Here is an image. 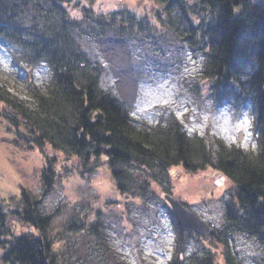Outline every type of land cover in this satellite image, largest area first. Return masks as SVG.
Masks as SVG:
<instances>
[{"label": "trees", "instance_id": "obj_1", "mask_svg": "<svg viewBox=\"0 0 264 264\" xmlns=\"http://www.w3.org/2000/svg\"><path fill=\"white\" fill-rule=\"evenodd\" d=\"M152 1L159 7L136 15L118 6L95 9L96 3L91 7L80 0H0V47L28 73V94L35 104L31 108L0 90L8 141L43 154L38 175L43 195L52 192L59 176L57 156L46 154V148L74 159L73 172L76 168L87 177L96 168L93 162L103 159L114 187L128 200L152 193L158 197L149 174L158 177L172 167L188 174L211 169V177H223L232 187L223 231L208 234L222 249L230 232L250 235L264 247V0ZM171 32L203 56L198 93L217 107L252 105L255 151L226 145L218 136L191 135L173 112L138 127L126 102L101 85L106 69L91 58L87 43L114 46L119 54L118 46L120 52L130 51L134 39L150 38L157 46ZM163 191L175 231L166 264H242L229 259V253L225 258L209 251L186 253L187 239L198 236L182 230L163 198L169 191ZM37 201L23 188L18 196L0 198V264H97L71 256L65 235L79 230L84 239L105 246L97 209L74 210L61 229L52 231L55 214L44 212ZM253 264H264V254Z\"/></svg>", "mask_w": 264, "mask_h": 264}, {"label": "rangeland", "instance_id": "obj_2", "mask_svg": "<svg viewBox=\"0 0 264 264\" xmlns=\"http://www.w3.org/2000/svg\"><path fill=\"white\" fill-rule=\"evenodd\" d=\"M80 1L91 7L96 3L95 9L107 11L118 6L136 15L150 14L151 8L159 7L152 0ZM176 32H171L157 46L150 38L146 41L134 39L130 51L120 52L118 46L119 54L114 52V46L94 41L87 43L91 58H98L106 69L101 85L126 102L138 127L153 125L162 113L173 112L191 135L208 140L218 136L227 144L246 146L247 140L254 143L252 105L246 102L238 107L228 104L217 107L208 95L198 93L195 84L201 81L203 56L199 50L187 46ZM39 74L37 71L36 75ZM28 78L26 71L13 65L9 51L0 47V90L33 108ZM5 126L6 122L0 118V198L18 196L22 188L29 189L37 202L40 201L39 208L46 213L54 212L52 231L61 229V222L74 210L83 213L87 206H94L99 212L105 246H96L95 239H84L79 230L71 235L66 232L71 256H85L86 260L91 258L97 264H166L174 250L175 231L161 199L163 188L208 223L210 231H223L224 207L232 185L223 177H211L214 173L211 169L188 174L181 167H172L168 172H159L158 177L149 174L158 197L152 193L144 197L132 196L128 200L114 187L113 177L103 159L93 162L96 168L87 177L76 168L73 172L77 164L74 159L46 148V154L57 156L54 166L59 176L52 192L43 195L38 176L45 162L43 154L37 149L25 150L9 142L11 135L5 131ZM11 203H14L12 199ZM227 238L222 249L209 234L204 238L192 237L187 239L186 253L199 252L201 255L209 251L223 256L229 253L228 258L238 263H260L264 247L256 238L241 232H230ZM96 256L99 261L94 260ZM223 256H218L219 263L223 262Z\"/></svg>", "mask_w": 264, "mask_h": 264}, {"label": "water", "instance_id": "obj_3", "mask_svg": "<svg viewBox=\"0 0 264 264\" xmlns=\"http://www.w3.org/2000/svg\"><path fill=\"white\" fill-rule=\"evenodd\" d=\"M177 223L186 234L197 235L201 238L207 236L211 230L210 226L196 216L191 210L187 209L182 203L171 195L163 196Z\"/></svg>", "mask_w": 264, "mask_h": 264}, {"label": "bare ground", "instance_id": "obj_4", "mask_svg": "<svg viewBox=\"0 0 264 264\" xmlns=\"http://www.w3.org/2000/svg\"><path fill=\"white\" fill-rule=\"evenodd\" d=\"M132 114V113H131ZM133 116V115H132ZM221 138V137H220ZM222 139V138H221ZM225 144L226 145H234V146H238V147H240V148H242V146L241 145H236V144H233V143H231V144H227L226 142H225ZM256 148H257V145L256 144H252V145H249L248 147H247V150H251V151H255L256 150Z\"/></svg>", "mask_w": 264, "mask_h": 264}]
</instances>
